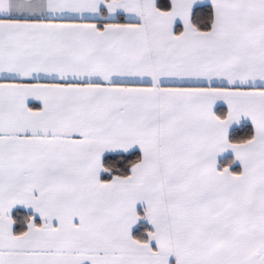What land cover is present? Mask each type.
<instances>
[{
    "label": "snow or ice",
    "instance_id": "snow-or-ice-1",
    "mask_svg": "<svg viewBox=\"0 0 264 264\" xmlns=\"http://www.w3.org/2000/svg\"><path fill=\"white\" fill-rule=\"evenodd\" d=\"M0 264H264V0H0Z\"/></svg>",
    "mask_w": 264,
    "mask_h": 264
}]
</instances>
